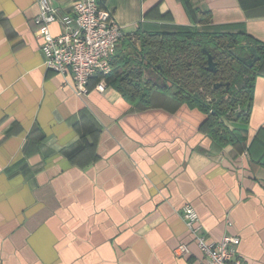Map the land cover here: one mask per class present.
Segmentation results:
<instances>
[{
    "label": "crops",
    "instance_id": "crops-1",
    "mask_svg": "<svg viewBox=\"0 0 264 264\" xmlns=\"http://www.w3.org/2000/svg\"><path fill=\"white\" fill-rule=\"evenodd\" d=\"M51 1L69 14L76 0ZM100 1L125 33L147 24L264 44V0ZM39 13V0H0V264H204L188 204L208 242L238 236L242 259L264 264V58L248 120L226 123L245 140L222 146L204 112L160 91L134 106L93 79L78 95L44 65Z\"/></svg>",
    "mask_w": 264,
    "mask_h": 264
},
{
    "label": "trees",
    "instance_id": "trees-1",
    "mask_svg": "<svg viewBox=\"0 0 264 264\" xmlns=\"http://www.w3.org/2000/svg\"><path fill=\"white\" fill-rule=\"evenodd\" d=\"M209 22L204 15L202 23ZM246 41L252 42L246 52L247 60L255 59L252 66L238 57ZM208 54L216 72L207 70ZM263 58L264 44L245 34L160 30L140 24L125 33L106 79L134 106H149L152 93L160 91L198 109L207 115L203 132L222 146L242 144L243 134L226 123L248 120Z\"/></svg>",
    "mask_w": 264,
    "mask_h": 264
},
{
    "label": "built area",
    "instance_id": "built-area-1",
    "mask_svg": "<svg viewBox=\"0 0 264 264\" xmlns=\"http://www.w3.org/2000/svg\"><path fill=\"white\" fill-rule=\"evenodd\" d=\"M40 13L35 18L37 34L42 40L44 65L57 74L71 76L78 95L89 93L93 79L96 90L104 93L108 87L106 76L111 72V62L125 32L116 20L114 11L100 0H76L69 14H63L51 0H39ZM58 22L62 32L54 36L51 25ZM181 217L195 235L204 254V264H248L239 254L240 238L226 235L219 242H208L200 234V216L192 205L182 209ZM178 254L188 252L180 246Z\"/></svg>",
    "mask_w": 264,
    "mask_h": 264
},
{
    "label": "water",
    "instance_id": "water-1",
    "mask_svg": "<svg viewBox=\"0 0 264 264\" xmlns=\"http://www.w3.org/2000/svg\"><path fill=\"white\" fill-rule=\"evenodd\" d=\"M241 60L243 62H245L246 64L252 66L253 63L252 61H255V59L252 60H246L244 57H241ZM207 70L211 71V72H216V63L213 60L212 55L208 54V66H207ZM220 85H217V87H219Z\"/></svg>",
    "mask_w": 264,
    "mask_h": 264
},
{
    "label": "rangeland",
    "instance_id": "rangeland-1",
    "mask_svg": "<svg viewBox=\"0 0 264 264\" xmlns=\"http://www.w3.org/2000/svg\"><path fill=\"white\" fill-rule=\"evenodd\" d=\"M245 51V53L243 54V56L242 55H238V57L240 58V60H241V57H244L246 60H247V57H248V55L246 54V50H244ZM208 101H210L211 99H207Z\"/></svg>",
    "mask_w": 264,
    "mask_h": 264
}]
</instances>
